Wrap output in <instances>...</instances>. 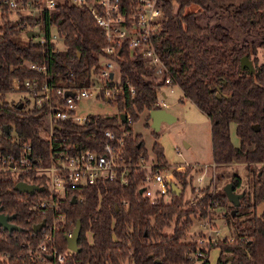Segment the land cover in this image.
<instances>
[{
  "label": "trees",
  "instance_id": "trees-1",
  "mask_svg": "<svg viewBox=\"0 0 264 264\" xmlns=\"http://www.w3.org/2000/svg\"><path fill=\"white\" fill-rule=\"evenodd\" d=\"M128 1L121 0V4ZM157 3L162 17L151 37L165 71L152 78L153 66L138 52L130 53L128 41L123 40L117 55L111 56L120 71L121 86L114 93L118 115L89 113L83 124L66 123L64 136L82 146L90 139L97 140L106 128L118 131L124 127L129 130L126 154L136 163L140 156L146 158L143 137L131 131L126 114L130 115L129 121L135 120L138 112L156 107L161 85L176 84L183 96L210 120L213 163L223 165L242 160L247 168L248 187L242 188L237 206L228 200L223 186H215L213 191L206 187L190 204L183 198L185 185L195 173L190 165L184 170L173 168L182 186L180 193H174L169 200H151L138 191L145 168L131 165L124 184L107 180L74 188L60 200L62 211L72 223L56 232L59 249L66 251L65 260L58 264H124L128 259L130 264H192L196 250L204 249L196 239L182 238L192 223V214L197 211L200 215L207 214L208 205L225 207L219 215L225 218L234 235L232 242L221 238L212 243L219 247L215 264H264V208L256 212V206L264 200V61H259L257 55V47H264V0H157ZM190 3L230 11L235 25L255 38L234 36L222 23H199L195 11L184 10ZM41 17L40 26L46 30L43 40L20 35L23 24L34 26L37 18L20 17L13 22L2 15L0 23V147L11 146L13 132L18 139L34 146L35 155L47 152V140L39 133L40 126L45 124L43 113L25 105L27 99L23 97L17 101L6 98L14 79L21 81L38 75L56 85L87 84L103 58L101 47L106 43L101 27L86 6L64 0L52 10L43 11ZM53 25L63 47L57 45V39H49V27ZM242 55L251 60L253 70L240 66ZM29 61L45 63L47 73L29 67ZM128 86L134 90L130 91ZM231 123L235 125L237 144L231 140ZM151 149L155 154L152 168L164 165L161 143L154 141ZM221 176L218 174L217 178ZM20 178L24 176L0 171L2 212L13 214L9 220L19 226L11 230L0 227V264H41L29 256L24 241L35 236L33 225L47 219L51 210L34 206L42 193L13 188ZM32 180L39 184L43 181L35 176ZM229 180L234 189L240 187L238 173L233 172ZM74 194L77 198L72 202ZM76 219L81 222L78 249L69 251L64 235ZM171 222H174L172 231H165L164 227ZM201 264H210L208 258L202 257Z\"/></svg>",
  "mask_w": 264,
  "mask_h": 264
},
{
  "label": "built area",
  "instance_id": "built-area-1",
  "mask_svg": "<svg viewBox=\"0 0 264 264\" xmlns=\"http://www.w3.org/2000/svg\"><path fill=\"white\" fill-rule=\"evenodd\" d=\"M62 1L64 0H0V23L2 15L10 19L12 13L17 14L18 19L28 16L35 20L37 18L34 26L23 24L22 32L26 34L29 29L37 30L36 34H40L38 40H43L46 30L40 26L43 20L42 13L52 10ZM68 2L86 6L101 27V32L106 38V43L101 47L103 58L98 68L92 71L88 83L81 86L56 85L47 79L41 80L38 75L21 81L14 79L11 88L26 92V96L22 98L27 99L25 105L35 107L43 113L45 124L40 126L39 133L47 140V152L44 155H35L34 146L26 140L18 139L13 132L10 138L11 146L6 149L0 147V171H8L16 176L23 175L24 178L18 180L42 186L41 191L34 192L42 193L34 201V206L42 210H51L48 218H43L42 227L38 231H32L35 236L25 238L24 241L29 256L41 264H58L66 258V251L59 249L56 232L72 223L60 206L61 198L70 190L105 183L107 180L124 184L131 165L145 168L144 177L138 187H142L141 192L151 200H169L175 193L172 191V183L181 187L175 178L174 170L167 163L153 169L154 162L146 164L141 160L143 158L141 156L136 163L131 162V156L126 154V136L129 135V130L124 127L118 131L106 128L97 140L90 139L87 145L82 146L64 136L66 123L83 124L88 114L93 113L79 111L77 103L80 99L89 96L98 100L106 99L115 104L114 93L121 86L118 83L120 71L117 62L111 56L117 55L123 40L128 41L130 53L138 52L148 65L153 66L152 77H160L165 71L151 37L153 31L160 25L162 17L157 0H130L124 5L121 4V0H68ZM51 27L48 31L49 39L56 40L58 35L56 32L51 35ZM27 65L47 73L45 63L36 64L29 61ZM168 81L169 78L166 79V82ZM128 87L130 91L134 90L133 87ZM155 103L156 107L167 105L162 99H157ZM126 118L130 123L129 114H126ZM181 167L183 166L176 165L174 168L180 170ZM202 172L194 177L197 185L204 177L205 171ZM33 176L43 181L40 184L33 182ZM98 195L101 196L100 191ZM73 197L77 198L75 194ZM78 198H81L80 195ZM73 227L66 230L65 234H70ZM227 238L232 242L234 236L228 235ZM67 250L72 251L68 247ZM196 253L202 255L203 251L198 249Z\"/></svg>",
  "mask_w": 264,
  "mask_h": 264
},
{
  "label": "rangeland",
  "instance_id": "rangeland-1",
  "mask_svg": "<svg viewBox=\"0 0 264 264\" xmlns=\"http://www.w3.org/2000/svg\"><path fill=\"white\" fill-rule=\"evenodd\" d=\"M176 8L177 3L174 2V9ZM184 10L195 11V17L201 24L207 23L214 25L222 23L234 36H239L241 38H255V36H248L243 33L237 25H235L229 13L230 11L227 12L224 9L222 10L214 7H201L196 3L186 5ZM10 17V20L15 22L18 20L19 16L12 13ZM50 32L51 35L56 32L54 25L51 27ZM40 33H42V31ZM20 35L22 38H26L24 31ZM38 38H40V34L32 36V39L34 40ZM56 43L57 45L63 47L62 39L58 38ZM257 55L259 61H264L263 46L257 47ZM5 96L8 100L17 101L18 99H21V97L26 96V92L23 90L20 91L10 89L6 92ZM158 99H162L167 104L164 108L174 115L172 121H162L156 131H154L150 125L151 120L149 117L147 119V113L149 110L147 111L144 109L138 112V117L129 123L131 131L133 133L140 134L141 137H143V145L146 154V159H141L143 162L146 164L155 162V154L153 153L151 146L152 143L157 140L162 145L163 153L165 154V161L171 169H173L176 165L183 166L180 170H184L185 167L190 165L194 168V170L196 169V173H193L191 181L185 185L184 189L183 198L190 204L197 200L206 187L209 191H213L215 186H224L225 182L230 181L229 177L233 172H236L239 176H241V185L239 188L234 190L241 192L243 187H248L245 178L247 168H245V163L242 160L223 165H215L213 163L211 152L210 120L208 119L206 113L199 109L194 102L183 96L180 86L176 84L161 85ZM77 105L79 111L81 112L90 111L103 115H118L116 104L106 99L98 100L88 96L80 99ZM234 127V123H231L230 135L232 142L237 144L239 139L235 134ZM154 132L157 133L156 136L154 135ZM202 171H205L204 177L200 181V184L197 185L195 184L196 181L194 177ZM218 174L222 176L217 178ZM17 180L18 179H16V181ZM263 208L264 200L258 203L256 206V212L258 213ZM224 210L225 207L223 205H208L207 214L200 215L199 211L192 214V223L183 235L184 237L182 240L192 241L193 239H196L204 249L202 255H198L195 252V260L192 264H201L202 257H207L210 264H215L219 254V247L212 243L217 241V239L227 238L228 235L234 236L228 229L225 218L219 215V212ZM173 225L174 222H171V224L164 227V230L167 232L172 231ZM215 230L217 232H215ZM209 242L211 245L208 246ZM124 264H130L129 259L126 260Z\"/></svg>",
  "mask_w": 264,
  "mask_h": 264
},
{
  "label": "water",
  "instance_id": "water-1",
  "mask_svg": "<svg viewBox=\"0 0 264 264\" xmlns=\"http://www.w3.org/2000/svg\"><path fill=\"white\" fill-rule=\"evenodd\" d=\"M36 33H37V30H33V29H29L26 31V35L28 37H32ZM239 64L241 67L246 66L250 70H253L254 68L252 66L251 60L246 55H242L240 57ZM69 92L70 91H66V93H69ZM147 114H148L149 119L151 120L150 125L154 131H156V129L159 127V124L162 121L170 122L174 118V115L171 114L169 111H167L162 106H157L155 108L150 109ZM123 115L124 114L122 113L120 117L122 118ZM254 128H256V126H254ZM171 186H172L173 192L175 193L181 192V187L176 186L175 183H172ZM223 187L226 192L228 200L237 206L240 202L239 198L242 195V191L241 192L235 191L231 181L225 182ZM13 188L16 190L22 191V192L27 191L29 193H34L35 191H41L42 186H39L35 183H31L25 180L24 181L17 180L14 182ZM141 191H142V187L139 189V192ZM71 201L72 202L74 201V197L71 198ZM11 216H13V214H6L2 212V208L0 206V227H3L4 229H7V230H11L13 228L18 229L19 226H17L16 224L12 223L9 220ZM42 225H43V219H41L40 222H37L33 225V230L38 231L42 227ZM80 229H81V222L79 221V219H76L75 225L72 231L70 232V234L64 235L65 239L67 240V247L72 251H76L78 249L77 236L80 232Z\"/></svg>",
  "mask_w": 264,
  "mask_h": 264
}]
</instances>
